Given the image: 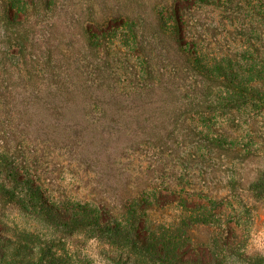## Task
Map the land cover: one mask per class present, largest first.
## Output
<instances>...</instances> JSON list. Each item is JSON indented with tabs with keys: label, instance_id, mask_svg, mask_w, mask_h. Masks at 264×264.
<instances>
[{
	"label": "rangeland",
	"instance_id": "1",
	"mask_svg": "<svg viewBox=\"0 0 264 264\" xmlns=\"http://www.w3.org/2000/svg\"><path fill=\"white\" fill-rule=\"evenodd\" d=\"M260 2L257 4L264 7V0ZM172 6L189 21L207 59L216 55L235 68L240 62L244 69L246 61L254 58L264 67V19L257 13L250 14L251 18L245 22L244 19L238 22L234 18L231 21L228 14L218 11L213 14L210 8L204 11L188 5L185 0L173 4L171 0H0V183L8 169L20 167L21 177L16 175V185L19 191L28 189L32 185L27 173L30 163L36 175L41 173L46 183L55 177L60 191L72 193L79 199L101 183L99 188L105 187V193L113 196L114 202L112 210L100 212L98 221L106 227L121 222L123 234L129 240L121 244L123 234L113 235L112 242H116L109 244L107 237L98 232L92 234L98 239L91 238L84 230L79 232L66 242L86 262L84 264H214L208 257L212 253L220 264H264V105L232 116L231 111H237L236 104H210L204 93L194 108L183 106L177 111L179 106H166V125L174 134L171 141L180 146V155L186 157L183 166L189 177L182 182L187 187L205 188L208 195L204 194L201 201L213 198L217 202L216 205L210 203L217 206L219 213L214 216L215 225L195 231L187 225H170L175 220L179 222L181 216L180 208L170 205L172 196L165 197L150 217L140 213L126 217L117 209L121 200L134 196L141 185L138 178L140 159L136 160L132 152L129 157L116 160L106 155L107 173L99 180L91 176L81 182L74 176V173L81 174V169L73 163L69 151L64 149L59 153L36 133H28L35 128L50 130L66 118L59 105L71 103L62 90L106 82L104 74H100L105 72L112 74L110 79L114 75L118 77L116 83L121 89L126 80L123 74L139 68L136 57L163 56L169 48V26L155 18L160 9L164 14L168 10L170 15ZM13 7L24 9L12 13ZM136 30L141 36L142 48L135 44L128 46L130 41H135ZM153 67L170 70V66L164 64ZM220 91L214 88L208 95ZM215 108L213 123L217 127L221 122L228 123L232 128L230 135L216 131L219 142L213 133L195 130L192 120L196 109L209 113ZM86 116L103 118L102 111L95 108ZM106 120L110 127L118 128L115 117ZM178 133L179 138L175 136ZM241 194L247 200L239 205L232 196ZM43 202L36 201V207L30 208L32 214L7 207L2 213L8 222L0 223V230L13 229L9 221L22 223L26 220L27 225H35L29 222L41 218L51 224L74 217L72 212L63 209L60 219L55 209L44 206L50 201ZM184 205L187 218H197L203 211L201 205L191 200ZM91 221L95 222L96 218L90 220L86 216L83 219L84 223ZM151 225L175 231L172 235L176 238L178 262L172 256L167 258L158 244H149L148 250L133 244L134 240H148ZM215 237L218 243L209 244V241L216 242Z\"/></svg>",
	"mask_w": 264,
	"mask_h": 264
},
{
	"label": "trees",
	"instance_id": "2",
	"mask_svg": "<svg viewBox=\"0 0 264 264\" xmlns=\"http://www.w3.org/2000/svg\"><path fill=\"white\" fill-rule=\"evenodd\" d=\"M171 1L172 4L180 2ZM185 2L204 11L210 8L213 14L215 11L228 14L231 21L234 18L238 22L244 19L245 22L251 18L252 13H257L260 19H264V7L257 4L261 3L260 0H185ZM23 9L24 7H13L10 11L20 12ZM162 12L163 9L157 11L155 19L165 21L169 26L167 32L169 48L163 52V56L151 54L152 57L151 55L136 57L139 68L137 71L123 74L127 83L124 80L121 89L116 83L118 77L114 75L115 77L110 79L112 74L105 72L100 74H104L106 82L96 86H89L87 83L75 89L62 90L69 96L71 103L59 105L65 111L66 118L60 120L50 130H47V127L35 128L29 129L28 133H36L43 142L53 145L59 153L64 149L69 151L73 163L81 169V174L74 173L81 182L91 176L99 180L107 173L106 155L116 160L127 158L132 152L136 160L140 159L138 178L141 185H138L134 196L124 197L121 203L118 202L117 209H121L126 217H133L138 213L150 217L152 211L162 204L165 197L172 196L173 199L169 200L170 205L176 204L180 208L181 216L179 222L175 220L170 225L173 227L187 225L195 231L215 225L214 216L219 213L217 206H211L210 203L216 205L217 202L213 198L207 202L201 201L204 194L206 197L208 195L205 193L206 189L197 186L187 187L186 183L182 182L189 177L187 169L183 166L186 157L180 155V146L171 141L174 134L166 125L168 115L166 106H179L177 111L183 106L194 108L197 100L201 101L202 95L207 93L209 98L207 102L210 104H236L237 111L233 109L230 113L232 116L246 113L249 108L264 105V67L254 58L246 61L244 69L240 62L235 64L238 66L235 68L230 62L216 55L207 59L208 55L198 44L188 24L189 21L179 15L173 6L170 15L168 10L166 11L167 17ZM204 15L207 16V12ZM136 34L138 36L136 35L135 41L134 39L130 41L128 46L135 44L142 48L143 42L138 30ZM246 51L249 52L248 49ZM180 62L182 64H179ZM161 64L165 67L170 66V70L153 67ZM214 88H220L221 91L216 95L210 93L208 95ZM91 108L102 111L104 119L86 116ZM216 112L217 108L209 113L196 109L192 120L195 130L213 133L215 140L219 142L216 131L230 135L232 128L228 123L222 122L217 127L212 121ZM113 117L117 120L118 128L107 124L106 119L111 120ZM175 136L180 137L179 133ZM31 164L27 165L28 178L32 184L28 189L19 191L16 185V175L21 177L20 167L8 169L4 181L0 183V223L8 222V218L2 213L7 207H17L32 214L36 201L40 203L47 199L50 203H45L44 206L47 209H55L59 218H63V209L72 212L74 217L64 218L65 221L55 220V223L51 224H48L46 219L42 221L41 218L34 219L33 223L29 222L35 225H27L26 220L18 222L19 224L9 221L8 225L13 224V229L0 230V243L4 242L0 244V264H84L86 262L67 244L68 238H73L84 230L90 233L91 238L98 239L96 235L92 236L98 232L97 234L107 237L109 244H114L116 241L112 242L113 235L124 233L121 222L106 227L98 221L100 212L112 210L111 204L114 202L113 196L108 197L105 193V187L99 188L101 183L96 184L95 188L88 192L90 196L84 195L79 199L71 195L72 193L60 191L56 186L55 177H51L46 183L43 178L41 179V173L36 175L35 169L30 167ZM106 192L109 194V191ZM232 198L239 205L247 200L242 194L233 195ZM190 200L201 205L203 209L194 219L187 218L188 215L185 213L187 209L184 204ZM47 209L44 210L45 215L48 213ZM192 213L195 214V211ZM86 216L90 220L96 218V221L84 223L83 219ZM190 220L193 223L189 222ZM150 228L151 233L147 241L144 238L138 239L134 240L133 244L140 248L145 247L146 250L150 247L149 244H158L168 255L167 258L172 256V259L178 262L176 238L173 236L175 231L173 232L171 228L165 231L155 225H151ZM128 240L123 234L120 243L127 244ZM214 240L216 242L209 241V244L216 245L218 238L215 237ZM208 257L214 264H220L214 253Z\"/></svg>",
	"mask_w": 264,
	"mask_h": 264
}]
</instances>
